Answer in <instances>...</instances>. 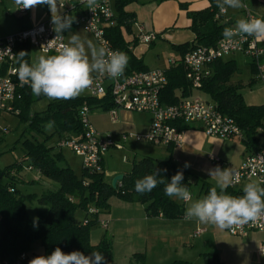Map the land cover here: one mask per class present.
Wrapping results in <instances>:
<instances>
[{
    "label": "trees",
    "instance_id": "obj_1",
    "mask_svg": "<svg viewBox=\"0 0 264 264\" xmlns=\"http://www.w3.org/2000/svg\"><path fill=\"white\" fill-rule=\"evenodd\" d=\"M135 1L113 0L117 25L107 31V37L114 50L125 52L129 58L125 70L127 73L147 71L143 63L128 51L130 43L125 41L122 33L123 28L126 29V33H130L135 23L134 15L125 11V8ZM207 1L209 3L207 8L187 13L191 22L189 29L194 34L193 41L172 47L178 53L179 59L174 67L165 71L167 81L160 93V101L166 105L177 102L179 96L176 95V91L180 92V97L191 95V86L181 63L183 55L199 46L214 45L223 37L225 24L214 19L218 11L216 0ZM21 51L27 53L24 60L31 64L29 44H19L15 48L17 68L18 53ZM238 72L239 69L233 60L217 61L212 65V76L203 81L200 91L209 97L210 102L221 114L235 121L243 133L241 141L244 146L257 150L259 130L264 128V104L246 105L240 87L228 84L230 78ZM20 92L21 99L15 103V106L20 111L18 118L23 124V130L16 143H20L22 147V159L0 169V264H29L30 255L32 258L50 255L57 247L65 253L80 251L85 255L99 251L104 255L107 264H112L111 240L103 237L96 245L90 242V230L98 225V215L108 210L109 200L112 197L143 205L146 216L150 218L162 217L166 220H175L183 216V205L164 192L165 185L178 171L183 172L182 183L188 189L191 186L188 171L173 161L143 157L133 162L130 170L123 174V179L119 182L120 186L117 183L116 189H113L111 182L105 179L103 162L102 171L89 172L82 168L80 175L77 176L63 163L62 155L54 151L61 138L81 136L79 109L87 106L90 110L100 109L108 112L113 107L109 96L104 99L76 97L68 100H52L45 110L31 114V103L34 99L43 96H34L30 86ZM49 122H54V125L51 131H46L45 126ZM54 137L56 140H53ZM157 169L160 170L158 179L164 182L159 183L150 193L136 192V180ZM23 171H36L39 174V181L29 182L27 185L48 182L46 183L48 188L41 190L39 194L22 193L17 185H23L19 180V175ZM209 191V185L206 184L204 195ZM226 193L232 196L243 195L230 188L226 189ZM33 201L45 208L37 213L34 222L30 220L25 207L27 202ZM90 209L97 212L90 214ZM77 211L84 213L82 219L75 217ZM36 248L42 250L40 255L35 254ZM23 255L25 258L21 259ZM203 260L205 264H223L215 254H204ZM130 263L143 264V254L132 255ZM172 264L189 263L175 261Z\"/></svg>",
    "mask_w": 264,
    "mask_h": 264
},
{
    "label": "built area",
    "instance_id": "obj_2",
    "mask_svg": "<svg viewBox=\"0 0 264 264\" xmlns=\"http://www.w3.org/2000/svg\"><path fill=\"white\" fill-rule=\"evenodd\" d=\"M251 0H242L245 7L240 9L245 19L255 18L249 7ZM18 6V13L26 15L28 8ZM78 12V13H77ZM73 16V14H75ZM61 14L70 15L73 23L88 33L98 47H103L109 53L114 50L107 37V31L117 25L113 0H98V6L89 10L86 4L77 0L75 3L62 8ZM227 15L226 11L218 8L214 19L221 23ZM161 34L147 32L139 25L138 33L134 34L133 41L128 46L132 52L137 47H148L155 42ZM64 34L57 35L53 31L51 19L22 29L19 32L0 38V115L10 113L18 116L19 110L15 103L21 99V90L28 87L22 83L17 74L15 48L19 44H29L35 47L42 55H54L62 44H65ZM260 40L250 36H236L232 39L222 37L214 45L199 46L186 52L181 58L185 69V77L190 83L191 92L200 91L203 81L212 75V65L217 61H225L233 55H242L250 59L255 71L256 79L264 82V48L260 47ZM177 60L170 58V67L175 66ZM165 70L153 69L142 72L126 71L118 79H112L106 74H93V84L87 89L89 97L93 99L111 98L113 107L108 111L109 120L117 122V111L148 114L151 123L144 136L123 133L120 135L121 143H115L110 135L102 136L89 121L90 109L82 106L78 112L82 134L79 137L61 138L56 148H66L83 160V168L89 172H100L104 156L111 149L123 148V143L133 140L145 141L155 146H172L179 148L185 131L191 125H201L203 133L208 137L221 140L232 138L242 139L243 133L235 121L221 114L212 102L201 97L187 96L178 98L173 105H166L160 101V93L166 84ZM6 133V132H5ZM214 162L219 159L210 156ZM126 162V157H122ZM239 173L238 182L256 181L264 187V149L247 154L235 170ZM13 173H11L12 175ZM117 186V185H116ZM118 186L120 183L118 182ZM12 192V190H10ZM186 202V201H183ZM97 211L90 209V214ZM86 223V222H84ZM98 225L106 229L107 221H98ZM204 229L198 228L194 236H199ZM264 231V218L255 223L226 229L232 236H245L251 232ZM264 256V245L258 249ZM25 256H21L24 259Z\"/></svg>",
    "mask_w": 264,
    "mask_h": 264
},
{
    "label": "crops",
    "instance_id": "obj_3",
    "mask_svg": "<svg viewBox=\"0 0 264 264\" xmlns=\"http://www.w3.org/2000/svg\"><path fill=\"white\" fill-rule=\"evenodd\" d=\"M76 1L77 0H62V3L64 6H68ZM19 5L21 4H18V6ZM208 6L209 3L207 0H136L134 3L129 4L125 8V11L134 15V25L139 24L147 32L161 34L162 37L158 39L168 42L171 47H173L191 43L194 39V34L189 29L191 22L187 17V13L201 11ZM249 7L255 18L264 19V16L255 14V11L260 10V6L257 5L254 0L249 2ZM75 15L76 13L73 14V16ZM240 18H244L240 9L228 8L227 15L221 23L225 24V27H234L235 22ZM49 19H51V13L47 5H38L33 8H28L25 16L19 14L17 17L18 27L8 35L15 34L30 26H36ZM76 27L77 26L72 24L71 29L67 31L71 32V34H75ZM163 35L165 36L163 37ZM123 37L125 41L129 43H131L134 38L132 32L126 33V35L123 34ZM155 42L150 44L147 48H135L139 51L141 56L133 53L135 49L131 53L137 60L143 63L147 70L160 69L166 71L170 68L168 60L171 57L167 60H161L156 54L157 57L155 61H151V59L147 60L146 63L148 65L144 62L147 50L151 49V47L155 45ZM259 44L261 48H264V40H260ZM233 56L225 61L233 60L236 63ZM178 59L179 57L175 60ZM262 62H264V58H262ZM248 67L249 81L257 83L255 86L260 85L257 86L255 92L252 91L247 94V98L250 99L251 102H245L242 92L243 82L242 79L239 78V74H234L230 78L228 84L240 87V93L246 105H262L264 104V82L256 79V71L251 61H249ZM238 73H241V69H239ZM176 95L180 96V92L176 91ZM201 95L208 97L201 91H193L189 96L201 97ZM255 95L258 96L256 97ZM208 101L210 102V99ZM148 116L150 117L149 127L151 116ZM112 124L120 129V133H127L129 130L137 131L140 129L130 115V112L123 110L117 111V122ZM261 135H264V128L259 130L258 136ZM118 139V142L115 143L120 142V136ZM159 147L165 150L162 154V159L151 156L148 157L155 160H171L188 171L191 184L190 187L194 186L197 190V198L192 196L193 201L205 196L204 188L206 184L209 185L210 189L216 184V181L207 174L208 169L219 166L221 169L232 168L236 170L247 154L256 151L255 149L251 150L246 148L241 139L238 138L221 140L215 137H208L203 133L201 125L198 124L191 125L190 128L185 131L179 148L172 146ZM260 149H264V147H258L257 150ZM210 156L219 159V161H212ZM186 162L190 167H184ZM103 167L105 168L104 159ZM33 172L34 171L21 172L19 180L23 185L28 186L27 183L40 180L39 174L36 173L33 176ZM124 173L126 172L112 174V178L115 175H123ZM249 182L256 181H243L236 186H229L228 188L243 193L244 185ZM176 200L183 205V216L175 220H166L162 217H147L143 205L120 200L123 204L127 205L118 208L117 211L108 208L106 212L101 213L103 217H100L104 221H107V228H100L101 231L91 232V244L96 245L103 237L111 240L112 264H131L130 259L134 254H143V264L154 262L156 264H172L175 261H182L189 264H205L203 260L204 254H215L223 264H264V256H261L258 251L259 247L264 245V231L251 232L245 236H232L229 235L226 230H220L210 225L201 224L195 220H186L185 210L190 202H183L179 199ZM198 228H202L204 231L199 236H194V232ZM103 231L105 232L104 234L102 233ZM123 237L129 242L127 244L128 248L127 250L121 249L122 252L119 253L121 256H117L115 253L116 247L114 241L116 240L117 242L118 239ZM122 246L125 245L122 244ZM41 253L42 250L40 248L35 249L36 255H40ZM29 257L33 259L31 255Z\"/></svg>",
    "mask_w": 264,
    "mask_h": 264
},
{
    "label": "clouds",
    "instance_id": "obj_4",
    "mask_svg": "<svg viewBox=\"0 0 264 264\" xmlns=\"http://www.w3.org/2000/svg\"><path fill=\"white\" fill-rule=\"evenodd\" d=\"M22 8H33L47 5L51 13V24L57 35L71 29L73 19L70 15L61 14L64 7L62 0H16ZM89 10L98 6V0H81ZM216 6L223 12L228 8L242 9V0H216ZM250 36L256 40H264V19L240 18L234 27H225L223 37L232 39L236 36ZM17 74L19 80L28 84L36 97L48 100H68L80 96L93 84V74H106L112 79L121 77L129 63L127 54L116 50L111 53L103 47H97L90 40L82 39L78 33L72 34L67 43L62 44L54 55H41L37 61L29 64L24 57L26 52L18 53ZM54 122L45 126L51 131ZM185 168L190 167L186 162ZM166 171V170H165ZM160 170L136 180L135 190L140 194L150 193L159 183H163ZM207 174L216 181L207 195L192 200L188 187L182 183L184 176L178 171L165 185V195L190 202L185 210L186 220H195L220 230L232 229L250 222L255 223L264 218V187L259 183L249 182L243 187V195L232 196L226 189L238 182L239 173L232 168L221 169L216 166L208 169ZM219 189V191H218ZM36 225L34 224V227ZM29 264H107L104 255L92 251L85 255L80 251L65 253L55 248L50 255L36 256Z\"/></svg>",
    "mask_w": 264,
    "mask_h": 264
},
{
    "label": "rangeland",
    "instance_id": "obj_5",
    "mask_svg": "<svg viewBox=\"0 0 264 264\" xmlns=\"http://www.w3.org/2000/svg\"><path fill=\"white\" fill-rule=\"evenodd\" d=\"M254 2L260 6V10L255 11L256 12L255 14L259 16H264V0H254ZM18 16H19L18 3L16 2V0H0V38L4 36H8V34H11L14 30H16V28L19 25L17 22ZM138 28H139V24L132 25L131 32L133 36L134 34L138 33ZM75 33H78L82 39L90 40L94 45H96L93 38L90 35L86 34L82 28L76 27ZM122 33L126 35L125 28L122 29ZM71 35H72L71 32L68 31L64 33V38L66 42L68 41V38ZM164 36L165 35H163V37ZM133 53L141 56V54H139V51L136 49L133 51ZM156 54L159 56V59L161 60H167L170 57L173 59H177L179 57L178 53L174 49H172L171 45L168 42L161 41L160 39H158L155 42V45L152 46L151 49L147 50L146 58L144 60L145 64L148 65L146 62L147 60L150 59L151 61H155L157 57ZM41 55L42 54L35 47H31L30 48L31 64L36 62L38 57ZM233 58L236 61L237 67L241 69V73H237V74H239V78H241L243 82L242 92L245 98V102L249 103L251 101L250 99L247 98L248 97L247 94L252 91L255 92L257 86L260 85L255 86V84L257 83L249 81L248 78L249 77L248 66L250 61L249 58L247 57L245 58L240 55H234ZM78 97L86 98L89 97V95L87 91H85ZM201 97H203L202 99L205 101L209 100V97L202 95ZM51 101L48 100L46 97L34 99L30 105V113L33 114V113L42 112L43 110L46 109L47 104L50 103ZM130 115L133 117V120L136 122L137 126L140 127V129L137 131L129 130L127 131V134L144 136L149 128L148 124L150 121V117L146 114H139V113H130ZM89 121L99 134H101L103 137L106 135H110L114 140V142H118L119 136L123 134L120 133L119 132L120 129L116 125H113L112 122L109 120L108 112H105L103 110L100 109L90 110ZM22 130H23V124L20 123V119L18 118V116H15L10 113H2L0 115V169H3L8 165L13 164L14 162L20 160V158L22 157L23 154L22 147L20 143H16L17 139L21 135ZM53 140H56V138L54 137ZM119 143H121V141ZM122 145L123 148L120 149L111 148L104 156L105 179L108 182H111L112 174L129 171L133 162H136L137 160L148 156L162 159L163 158L162 154L165 152V150L162 147L146 143L145 141L136 142L133 140H129L123 143ZM256 146L257 148L264 147V135L258 136V143ZM54 151L59 152L62 155L63 163L67 165L69 168H71L74 174H76L77 176L80 175L81 170L83 168V160L81 157L75 155L73 152H71L66 148L60 150L59 148L55 147ZM123 156L126 157V162H122ZM36 173L38 174V172L35 171L32 173V175L34 176V174ZM46 183L48 182H43L37 185L33 184L28 186L18 184L17 186L18 189L21 190L22 193L24 194H31V193L39 194L41 190L48 188V184ZM51 185L55 188L57 187L55 184H51ZM189 191L194 198H197V190L194 186L189 187ZM125 205L127 204H123V202H121L120 199L117 197H112L109 200V208L110 210L113 211L115 210L117 211L118 208ZM25 207L27 214L32 222L36 220V216L39 211L45 210L44 207L40 206L35 201L27 202L25 204ZM100 216H102V214L98 215V221L103 220ZM75 217L77 219H82L84 217V213L82 211H77ZM100 228L101 227L99 225H96L91 228L90 233L93 231H101ZM102 233L104 234L105 232L103 231ZM114 243L116 247L115 249L116 255L121 256L119 255V253L122 252L121 249L127 250L128 248L127 244L129 242L127 241L126 238L123 237L118 239L117 242L115 240ZM122 244H124L125 246H122ZM149 264H156V263L154 262Z\"/></svg>",
    "mask_w": 264,
    "mask_h": 264
},
{
    "label": "water",
    "instance_id": "obj_6",
    "mask_svg": "<svg viewBox=\"0 0 264 264\" xmlns=\"http://www.w3.org/2000/svg\"><path fill=\"white\" fill-rule=\"evenodd\" d=\"M123 179V175L122 174H119V175H115L112 180H111V187L113 189H116V185L118 182H120L121 180Z\"/></svg>",
    "mask_w": 264,
    "mask_h": 264
}]
</instances>
